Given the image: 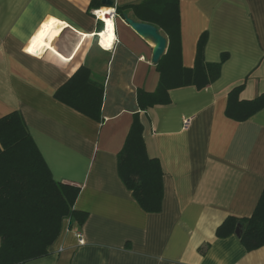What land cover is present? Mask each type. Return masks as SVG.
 I'll return each instance as SVG.
<instances>
[{
	"label": "crops",
	"instance_id": "0c3cea01",
	"mask_svg": "<svg viewBox=\"0 0 264 264\" xmlns=\"http://www.w3.org/2000/svg\"><path fill=\"white\" fill-rule=\"evenodd\" d=\"M139 1L0 0V117L21 114L52 178L80 188L73 207L87 215L81 224L65 218L48 254L23 264H264V245L246 251L235 233L215 235L228 215L248 217L264 187V106L242 121L225 114L232 88L242 85L239 100L264 93V0H179L182 66H193L204 33V61L225 60L207 86L171 88L168 103L146 109L136 95L158 84L154 43L115 9ZM106 7L110 48L94 12ZM53 27V51L38 55ZM81 65L103 80L98 121L54 97ZM134 114L163 171L158 212L143 211L117 174Z\"/></svg>",
	"mask_w": 264,
	"mask_h": 264
},
{
	"label": "trees",
	"instance_id": "16d2710c",
	"mask_svg": "<svg viewBox=\"0 0 264 264\" xmlns=\"http://www.w3.org/2000/svg\"><path fill=\"white\" fill-rule=\"evenodd\" d=\"M122 17L125 10L141 22L150 23L166 38V50L155 63L159 73L154 91H137L140 109L168 103L171 88L192 85L201 89L220 73L225 60L206 62L203 47L206 36L198 40L192 67H184L180 52L179 0H141L117 6ZM103 80L92 78L88 67L81 65L54 93V97L72 109L100 120ZM242 85L232 88L227 96L225 114L242 121L264 106V93L251 100H239ZM117 174L140 208L158 212L162 201V167L158 158L149 157L137 114L116 156ZM78 186L56 181L38 151L18 111L0 117V264H23L48 254L58 237L62 221L73 219L81 224L86 212L74 209ZM240 225V244L246 251L264 245V187L248 217L228 215L216 228L215 235L225 238ZM205 243L198 248L204 253Z\"/></svg>",
	"mask_w": 264,
	"mask_h": 264
},
{
	"label": "water",
	"instance_id": "95a60500",
	"mask_svg": "<svg viewBox=\"0 0 264 264\" xmlns=\"http://www.w3.org/2000/svg\"><path fill=\"white\" fill-rule=\"evenodd\" d=\"M107 6L113 5V0H101ZM125 22L140 36L150 39L154 43L152 50V61L156 63L166 48V38L158 31V29L150 23L141 22L123 15ZM235 234L240 235V225H237ZM1 245V241H0Z\"/></svg>",
	"mask_w": 264,
	"mask_h": 264
},
{
	"label": "bare ground",
	"instance_id": "6f19581e",
	"mask_svg": "<svg viewBox=\"0 0 264 264\" xmlns=\"http://www.w3.org/2000/svg\"><path fill=\"white\" fill-rule=\"evenodd\" d=\"M98 17H100L104 22V27L102 30L98 32L99 43L106 48H110L112 45V39L114 37L113 32V15L114 9L113 8H101L94 11ZM103 13V15H101ZM109 24L111 28L109 29ZM57 28H51L48 33L43 37L42 41L40 42L37 53L41 55L45 49L52 50L50 41L55 37ZM103 34V35H101ZM53 51V50H52Z\"/></svg>",
	"mask_w": 264,
	"mask_h": 264
},
{
	"label": "built area",
	"instance_id": "2783aa9c",
	"mask_svg": "<svg viewBox=\"0 0 264 264\" xmlns=\"http://www.w3.org/2000/svg\"><path fill=\"white\" fill-rule=\"evenodd\" d=\"M183 125H184V127H187V125H188V120L187 119L183 120ZM75 236L77 238L78 245H81V244L84 243L83 236H82V234L79 231H75Z\"/></svg>",
	"mask_w": 264,
	"mask_h": 264
},
{
	"label": "snow or ice",
	"instance_id": "6c2138e0",
	"mask_svg": "<svg viewBox=\"0 0 264 264\" xmlns=\"http://www.w3.org/2000/svg\"><path fill=\"white\" fill-rule=\"evenodd\" d=\"M101 15H103V13H101ZM111 28V25L109 24V29ZM103 35V34H101ZM41 36H43V33L41 34ZM29 51H31V49H29Z\"/></svg>",
	"mask_w": 264,
	"mask_h": 264
}]
</instances>
